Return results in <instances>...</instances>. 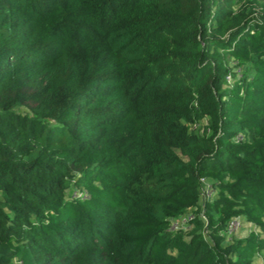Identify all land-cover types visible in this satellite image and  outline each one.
I'll return each instance as SVG.
<instances>
[{
  "label": "trees",
  "instance_id": "16d2710c",
  "mask_svg": "<svg viewBox=\"0 0 264 264\" xmlns=\"http://www.w3.org/2000/svg\"><path fill=\"white\" fill-rule=\"evenodd\" d=\"M263 250L264 0H0V264Z\"/></svg>",
  "mask_w": 264,
  "mask_h": 264
},
{
  "label": "rangeland",
  "instance_id": "374dc122",
  "mask_svg": "<svg viewBox=\"0 0 264 264\" xmlns=\"http://www.w3.org/2000/svg\"><path fill=\"white\" fill-rule=\"evenodd\" d=\"M202 190L204 191V193L207 194V192H208L210 194L211 187L208 183H205V184H203ZM187 216H188V214L185 215V217H187ZM183 219L184 218H181L179 220V222L175 225L171 224V228L174 229V228H176L175 226H180L179 224L182 223ZM238 223H239V226L234 231H232L233 232L232 234H234L235 238H237V239L245 238L249 231H257L256 228H254V226L252 224L247 223L243 219H238ZM209 242L211 243L210 240H209ZM224 242L228 243L227 241H224ZM252 261L255 264H263L264 263V250L261 251L259 254H257L255 257H253Z\"/></svg>",
  "mask_w": 264,
  "mask_h": 264
},
{
  "label": "built area",
  "instance_id": "2783aa9c",
  "mask_svg": "<svg viewBox=\"0 0 264 264\" xmlns=\"http://www.w3.org/2000/svg\"><path fill=\"white\" fill-rule=\"evenodd\" d=\"M203 191V190H202ZM204 193V191H203ZM239 226L238 220L236 219H232L230 221L227 222V233H231L232 231H234L237 227Z\"/></svg>",
  "mask_w": 264,
  "mask_h": 264
}]
</instances>
